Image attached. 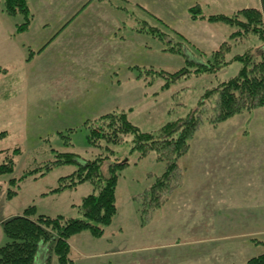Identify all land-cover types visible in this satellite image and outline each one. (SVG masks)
Masks as SVG:
<instances>
[{"label":"rangeland","instance_id":"1","mask_svg":"<svg viewBox=\"0 0 264 264\" xmlns=\"http://www.w3.org/2000/svg\"><path fill=\"white\" fill-rule=\"evenodd\" d=\"M196 3H200L205 18L192 19L189 9ZM77 4L79 9L69 20L84 10L83 20L77 18L72 31L46 49L57 32L53 21L57 18V10L44 12L49 23H44L40 15L39 20H32L27 32L18 33L16 24L23 22V15L8 16L0 4V150L9 148L12 151L18 147L21 151L16 156L15 171L0 174V208L5 214H16L35 204L39 213L82 217L79 205L82 198L93 191L90 182L81 183L75 189L44 194L56 187L61 176L73 172L75 164L54 167L38 178L15 183H10V179H19L26 169L43 166L54 159L52 148L75 151L84 156L101 153L103 148L88 142L86 122L109 111L125 110L143 130L151 131L168 121L186 117L199 107L202 121L190 139V149L177 159V166L163 190L162 204L143 206L145 213L141 214V211L139 216L141 220L144 218V228L134 230V237L132 232L125 230L123 242L119 244L123 243L128 252L129 242L134 243L137 238L143 242L148 234L152 242L169 245L164 251L181 253L186 248L180 247L182 243H176L188 239L194 244L199 234V237L204 236L207 250L212 244L208 238L228 234V229L223 226L217 224L212 228L211 225L213 216L220 214L221 224L227 221L229 197L221 178L215 180V185L220 184V187H215L214 181L211 184L204 182L205 189L197 190V143L204 139L227 140L229 126L242 123L243 117L248 119L249 125H263L264 106L213 124L208 116L216 110L217 93L209 94L206 102L199 105L204 95L213 91L218 80L239 72L243 65L239 60L216 73L198 75L191 72L188 78L167 90L162 88L165 77L154 76L150 68L174 72L185 66L197 67L194 63L188 64L186 59L211 60L213 51L228 39L233 43L223 47L228 59L235 54L247 53L251 48L257 51L263 45L259 37L252 35L244 41L234 37L233 40L230 34L235 26L208 17L261 6L262 0H81ZM92 13L95 20L85 21L84 17ZM82 22L88 27V33L92 31L94 35H84ZM135 26L147 30L141 33ZM84 37L88 42H84ZM111 147L114 149L112 160H129L118 183L120 199L118 202L117 198V203L124 211L126 194L138 192L135 196L139 210H142L144 190L165 172L167 163L157 159L156 152L139 158V152L132 149L130 141ZM211 151H219V148H211ZM109 163L106 161L102 166L104 174H108ZM200 183L203 186V181ZM9 188L18 193L8 198ZM214 205L218 206L216 211H212ZM219 244L223 251L229 250L227 241ZM153 251H163L162 246H156ZM47 260L58 264L49 243L40 250L37 264H45Z\"/></svg>","mask_w":264,"mask_h":264},{"label":"trees","instance_id":"2","mask_svg":"<svg viewBox=\"0 0 264 264\" xmlns=\"http://www.w3.org/2000/svg\"><path fill=\"white\" fill-rule=\"evenodd\" d=\"M0 4L8 16L23 15V22L16 24L18 33L29 29L35 17L29 0H0ZM189 10L194 20L206 17L201 12L200 3L190 7ZM208 18L222 20L235 26L236 29L230 34L233 40L235 37L236 40L238 38L239 41H244L245 38L254 35L262 40L263 45L257 51L251 48L247 53L235 54L228 59L226 50L223 49L224 46L230 47L233 44L228 39L213 51L211 60L203 62L202 59H197V61L186 59L188 64L194 63L197 67L185 66L174 72L150 69L154 76L165 77L166 81L162 84V88L167 90L181 79L188 78L191 72L198 75L212 74L233 61L243 62L236 75L218 80L213 86V91L207 92L199 103L202 106L209 94L217 93L216 110L209 114L208 119L210 123L218 124L242 111H251L264 106V0L261 6L244 7L230 15L211 14ZM135 28L141 33L147 30L137 28V26ZM198 108L188 113L186 117L168 121L157 130L151 131L143 130L125 110L109 111L97 119H90L86 122L88 142L92 146L103 148L101 153L84 156L75 151H60L52 148L55 152L54 159L43 166L26 169L19 179L11 178L10 183L27 178H38L39 175H45L54 167L75 164L76 169L73 172L61 176L56 187L44 194L75 189L84 182H90L93 185V191L84 196L79 205L82 217L39 213L36 205L31 204L25 207L20 214L4 220L2 227L7 241L0 245V264H37L38 254L47 243L50 244V250L57 256L58 264H75L71 256L70 240L72 237L85 230L95 237H102L105 234L118 213L119 178L123 169L129 164L127 159L118 161L111 159V154L114 153L112 145L130 141L132 149L139 152V158L156 152L157 159L166 161L165 172L144 190V198L142 202L140 201L142 203L140 212L145 213L143 206L158 207L161 205L163 190L167 187L170 175L177 166V159L190 149V139L202 121V114ZM20 153L18 147L12 151L9 148L0 150V174L15 171L16 156ZM106 161L110 162L108 174L102 171V166ZM17 193L18 190L15 189L7 190L9 198ZM45 264H51V260H47ZM246 264H264V252L251 257Z\"/></svg>","mask_w":264,"mask_h":264},{"label":"crops","instance_id":"3","mask_svg":"<svg viewBox=\"0 0 264 264\" xmlns=\"http://www.w3.org/2000/svg\"><path fill=\"white\" fill-rule=\"evenodd\" d=\"M29 1L30 7L35 13L34 21L35 19L39 20L40 15H42L44 17H42L44 23H49L48 21L46 22V19L48 20V18L47 16H45L44 12L49 13L50 11L54 10L58 11L57 18L53 19L57 32L50 38L53 40L44 49L54 44L56 40L60 41L63 35L71 32L72 28H74L77 24V18H80L79 20L81 21L83 20L82 17L84 15V10H81L79 14L76 15L77 17H74L73 20H69L71 15L74 16L76 10L79 9V4L77 3H80L81 0ZM93 4L94 3H92L91 5ZM91 8L92 7H90L89 12H91ZM119 19H121L120 15ZM84 20H95V16L92 13L91 15L84 17ZM83 25L85 24L82 22V26ZM87 28V26L84 27V35H94V33L92 34V31L91 33H88ZM124 28L127 27L124 26ZM202 35L206 36L209 35V33H202ZM123 39L126 40L124 36ZM83 40L85 42L86 37H84ZM75 41L76 40H74V42ZM86 42H88V40H86ZM218 43L219 41L216 43V45ZM247 121L248 119L243 117L242 123H235L232 126L230 125V133L229 135H227V140L222 139L220 141H207L206 139H204L203 141H199L197 143V190L199 191L201 187L204 188V182L211 184L212 181H214L215 185V183L217 182L215 180L219 178H221V180H223V184L227 186L226 188L229 197V201L227 204L228 214L227 216H225V218H227V221L225 222V224L224 222L221 224L220 214L215 217L213 216V220L215 221L212 220L211 225L212 228H214L213 226L215 225H219L228 229V234L226 236H213L212 238H208V241L209 239H211L212 244L210 246L212 247L208 246V249L205 250V238L204 236L199 237V234H197L196 243L194 244L190 243L188 239L176 243H182L180 247H184L186 249L185 252L183 251L181 253H175V251H164L166 250V248H168L169 245H167L166 242H164V244L154 243L152 242V240H150L151 238L147 234L146 238L150 242L145 243L144 241L147 240H143L142 242L141 239L137 238V240L134 242L135 244L133 242H129V244L127 245L129 249L128 252H126L123 243L119 244L120 241L123 242L122 237L125 233V230H127L128 233L132 232V236L134 237L136 233L133 232L134 230L139 231L144 228L141 216H139L140 204L138 206V201L136 200L137 197L135 196L138 192H128L125 198L127 201V205L124 211H121L120 204L117 203L118 213L115 216L112 224L107 228L105 234L102 237H95L89 231H82L72 237V239L70 240V244L71 256L74 259V263L246 264L251 257L263 253L264 124L261 126H254V124L249 125ZM211 148H219V151L212 152ZM201 181H203V186L200 183ZM217 186L220 187V184L215 185V187ZM117 198L119 202L120 197H118V189ZM217 207L218 206L214 205L212 207V211H216L215 209H217ZM220 211L221 209L218 210V212ZM3 212L4 210L0 208V245L4 244L7 241V237L2 227L3 221L9 217L21 213L17 212L16 214H5V212ZM121 216L122 219L120 220ZM152 238H155V236H153ZM222 241L228 242L229 250H222V247L219 244ZM156 246H162L163 251H153ZM224 248L225 246H223V249Z\"/></svg>","mask_w":264,"mask_h":264}]
</instances>
